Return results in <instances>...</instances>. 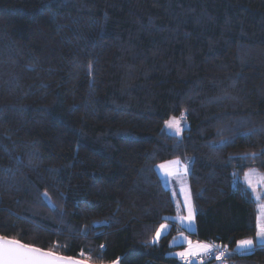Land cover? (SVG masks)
I'll use <instances>...</instances> for the list:
<instances>
[{
  "label": "trees",
  "instance_id": "obj_1",
  "mask_svg": "<svg viewBox=\"0 0 264 264\" xmlns=\"http://www.w3.org/2000/svg\"><path fill=\"white\" fill-rule=\"evenodd\" d=\"M186 158L194 232L156 171ZM247 170L264 176V0H0L1 236L91 264H182L184 234L264 264L262 245L236 251L256 237Z\"/></svg>",
  "mask_w": 264,
  "mask_h": 264
},
{
  "label": "snow or ice",
  "instance_id": "obj_2",
  "mask_svg": "<svg viewBox=\"0 0 264 264\" xmlns=\"http://www.w3.org/2000/svg\"><path fill=\"white\" fill-rule=\"evenodd\" d=\"M184 119V115L181 114V117L177 119L173 117L172 119L166 121V125L170 129H174L178 134L183 131L181 126V121ZM254 155V154H253ZM161 169H164L165 173L169 176H179V169L181 167V162L179 159L169 161L166 164L159 165ZM183 171L187 172V165H183ZM260 183H264V178H261ZM251 184V181H249ZM183 191V189H182ZM259 199V197H257ZM185 204L187 205L188 215L182 217V220H188L189 222L193 218V210L191 206L190 196L185 194ZM179 206V205H178ZM166 225H161V230L166 229ZM259 230L256 235L258 240L261 242V245L264 246V224L258 226ZM160 231H157L155 239H159ZM189 243V248L184 252H179L176 255L181 258H186L189 256H199L201 253L211 254L214 249L220 248L219 253L216 255V259H226L225 250L218 245L200 243L192 244ZM240 249L251 250L254 247V242L251 239L240 240L237 245ZM79 256L83 257L85 254L81 251ZM0 264H85V261L82 259H75L72 257H65L62 255H57L51 250H43L41 248L24 244L19 240L10 239L7 237H0ZM118 264V261L114 262Z\"/></svg>",
  "mask_w": 264,
  "mask_h": 264
},
{
  "label": "rangeland",
  "instance_id": "obj_3",
  "mask_svg": "<svg viewBox=\"0 0 264 264\" xmlns=\"http://www.w3.org/2000/svg\"><path fill=\"white\" fill-rule=\"evenodd\" d=\"M179 118H177V119H179ZM181 126H182L183 130L187 126L185 119H183L181 121ZM164 129L167 133L174 135V136H177V137H180L182 135V132H183L182 131L181 133L178 134L174 129L168 128L166 123L164 125ZM174 160H177V159H174ZM171 161H173V160H171ZM167 162H169V161L158 164L156 166V171H157L160 179L162 180L163 184L165 185V187L171 191L172 196H173V200H174L176 208H177L176 215L171 217L170 219H171V221L177 222V224L180 225L184 230H186L188 232H193L196 229L195 209H194L192 196H191L189 183H188V173H189L191 165H192V159L186 158L184 160H180L181 167L179 169V176H169L165 173L164 169H161L159 167V165L166 164ZM183 165H187V172L186 173L183 171V167H182ZM252 172H253V174H256V176H254L253 178L247 177L246 181L248 182V184H249V181H251V184H249V186L253 189V191L255 193V198L257 199V197H259V199H257V200H261L264 198V183H260L259 181L261 180V178H263V175H262V173H260L257 170H253ZM238 181L242 182L243 180L237 178L236 182H238ZM182 189H183V191H182ZM185 194H188L190 196L191 206H192V210H193V218L190 222L188 220H182L181 219L182 217H186L188 215L187 205L185 204ZM161 225H166L167 226L166 229L161 230ZM161 225L157 228V230L154 234L153 240H152V242L155 244H158V242L171 231L172 226L170 223L165 222V223H162ZM157 231H160V233H161L159 239H155ZM186 241H187V238L185 237V235L180 234L175 239H173L171 241L170 245L172 247L180 246L183 243H185ZM196 243L197 242H192L193 245ZM188 248H189V245L185 246V248L178 249L174 252V255L177 257L178 256V255H176L177 253L184 252ZM202 255H204V254H202Z\"/></svg>",
  "mask_w": 264,
  "mask_h": 264
},
{
  "label": "crops",
  "instance_id": "obj_4",
  "mask_svg": "<svg viewBox=\"0 0 264 264\" xmlns=\"http://www.w3.org/2000/svg\"><path fill=\"white\" fill-rule=\"evenodd\" d=\"M253 170H247L243 177H242V182H244L243 184L250 190V192L252 193V196L256 202V205H257V208H256V233L257 231L259 230V225L261 224H264V198L261 199V200H257L255 198V193L253 191V189L249 186L248 182L246 181L247 177H250V178H253L254 176H256V174H253L252 172ZM250 175V176H249ZM264 178V176H263ZM165 186V185H164ZM195 231V230H194ZM193 231V232H194ZM184 235V234H183ZM186 237V236H185ZM187 238V237H186ZM252 240V239H251ZM190 240L187 238V241L185 243H183L182 245L184 246H188L189 245V242ZM193 242V241H191ZM253 242H254V247L251 249V250H248V249H240L237 247V252L240 253V254H247V253H250L255 247L256 245H261V242L258 240L257 238V235L255 237V239H253ZM200 243H208V242H200ZM208 244H214V243H208ZM185 248V247H184ZM202 254H206V253H201L200 255ZM180 256H178L179 258ZM211 264H228L226 261H220V262H217V263H211Z\"/></svg>",
  "mask_w": 264,
  "mask_h": 264
},
{
  "label": "built area",
  "instance_id": "obj_5",
  "mask_svg": "<svg viewBox=\"0 0 264 264\" xmlns=\"http://www.w3.org/2000/svg\"><path fill=\"white\" fill-rule=\"evenodd\" d=\"M215 245H218L220 246L221 248H224L222 245L220 244H217V243H214ZM225 250V256L227 255V250L224 248ZM220 251V248H216L213 250V252L211 254H204V255H199V256H189V257H186V258H179V261L182 263V264H211V263H217V262H220V261H223V259H216V255L219 253Z\"/></svg>",
  "mask_w": 264,
  "mask_h": 264
},
{
  "label": "water",
  "instance_id": "obj_6",
  "mask_svg": "<svg viewBox=\"0 0 264 264\" xmlns=\"http://www.w3.org/2000/svg\"><path fill=\"white\" fill-rule=\"evenodd\" d=\"M0 237H4V236H1V235H0ZM57 255H59V254H57ZM62 256H63V255H62ZM65 257H68V256H65ZM72 258H75V257H72ZM75 259H78V258H75ZM116 261H118V264H121V258H119V259L116 260ZM116 261H115V262H116ZM85 264H91V263L85 261ZM110 264H114V262H113V263H110Z\"/></svg>",
  "mask_w": 264,
  "mask_h": 264
}]
</instances>
